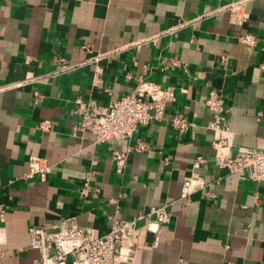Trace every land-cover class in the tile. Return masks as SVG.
<instances>
[{
    "label": "crops",
    "instance_id": "0c3cea01",
    "mask_svg": "<svg viewBox=\"0 0 264 264\" xmlns=\"http://www.w3.org/2000/svg\"><path fill=\"white\" fill-rule=\"evenodd\" d=\"M234 1L0 0V182L10 207L0 221L2 264L39 259L30 227L53 230L75 217L104 234L117 210L140 219L134 258L123 264H264V184L215 164L205 105L212 91L221 94L234 148L264 150V0H249L242 25L223 11ZM170 28L157 43L132 46ZM247 34L254 46L240 42ZM60 57L76 68L59 72ZM145 81L175 91L163 119L111 143L74 135L77 98L108 107ZM174 116L186 117L189 130L173 128ZM44 120L48 132L38 129ZM140 143L147 149L130 154L120 172L113 152ZM33 156L48 161L45 179H22ZM199 158L205 163L194 169ZM192 176L205 187L187 202L181 195ZM152 206L171 218L156 248L145 218Z\"/></svg>",
    "mask_w": 264,
    "mask_h": 264
},
{
    "label": "built area",
    "instance_id": "2783aa9c",
    "mask_svg": "<svg viewBox=\"0 0 264 264\" xmlns=\"http://www.w3.org/2000/svg\"><path fill=\"white\" fill-rule=\"evenodd\" d=\"M249 0H235L223 8L230 14V21L235 25H242L249 19L247 4ZM177 28H170L161 34L133 43L140 48L147 42L157 43L165 34H172ZM240 42L248 46L256 44V36L247 34L240 38ZM106 54H99L92 62L100 60ZM59 72H67L75 65H67L66 59L60 57ZM173 64L177 65L178 61ZM99 70L94 76V84L100 83ZM176 94L172 88H163L152 81L141 82L134 92L110 104L100 107L93 101L77 98L76 114L79 120L74 127V135H84L89 132L96 144L111 143L114 140L130 139L139 126L149 124L152 120H161L165 116L168 103L175 100ZM205 105L213 114L214 120L210 128L214 130L217 139L213 142L216 151L215 164L241 179H249L264 184V150L234 148L230 136L229 109L221 94L212 91L206 98ZM171 125L178 131L189 130L191 124L184 116L171 118ZM43 132L51 129V121L44 120L38 126ZM146 144L140 143L136 147H129L126 151L113 152V158L118 170L122 172L127 158L135 151H144ZM205 163L204 159H197L193 168L198 169ZM51 167L45 158L33 156L29 161V172L22 179L29 180L35 176L45 179ZM205 184L197 176L185 180L181 198L187 202L191 195ZM4 186L0 182V221L4 222L10 207L1 200ZM89 180H86L81 194L88 197L91 194ZM119 210L112 217V227L109 232L100 234L97 230L86 228L79 224L75 217L63 219L53 230L44 227H30L31 246L39 251V259L35 264H123L131 262L136 251L135 235L138 221L118 218ZM148 229L155 235L153 247H158L163 226L171 220L165 207L152 206L145 215ZM5 253L0 248V264Z\"/></svg>",
    "mask_w": 264,
    "mask_h": 264
}]
</instances>
